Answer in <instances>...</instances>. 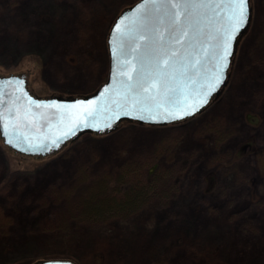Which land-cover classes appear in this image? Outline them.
<instances>
[{
	"label": "rangeland",
	"instance_id": "rangeland-1",
	"mask_svg": "<svg viewBox=\"0 0 264 264\" xmlns=\"http://www.w3.org/2000/svg\"><path fill=\"white\" fill-rule=\"evenodd\" d=\"M45 1L49 6L50 0H17L15 14L28 16L46 8ZM51 1L73 12L67 17L71 26L62 21L64 29L54 37L47 32L54 19L18 24L0 12V43L15 41L19 52L36 44L47 49L42 64L6 61L0 75L26 73L29 89L42 98L91 94L107 77L106 28L119 0ZM250 6V24L223 93L195 117L168 127L125 125L43 159L14 154L0 140L7 151L0 153V264L43 257L98 264L93 252L100 249L120 255L106 264H209L203 251L210 247L218 248L220 264H264V0H250ZM216 121L214 135L207 126ZM162 139L167 141L156 156L167 171L164 183L138 211L91 221L80 217L85 191L84 213L101 208L88 204L87 175L151 155ZM246 140L259 155L238 154ZM208 175H214L212 182ZM125 202L131 205V198Z\"/></svg>",
	"mask_w": 264,
	"mask_h": 264
},
{
	"label": "water",
	"instance_id": "water-1",
	"mask_svg": "<svg viewBox=\"0 0 264 264\" xmlns=\"http://www.w3.org/2000/svg\"><path fill=\"white\" fill-rule=\"evenodd\" d=\"M247 15V25L232 34L229 0L136 1L121 10L109 28L108 73L105 82L93 93L42 98L29 89L26 73L0 75L2 144L19 156L43 159L57 154L84 134L108 135L122 122L166 126L195 117L220 95L227 83L237 44L250 24V0ZM230 34L231 55L226 61L221 60L222 45ZM161 46L166 55H158ZM172 52L176 55L172 56ZM162 59H168V64H162ZM224 64L227 66L219 71ZM125 72L131 76L130 80L123 75ZM153 81L157 82V88L143 93L139 85L147 87ZM137 95L155 97L143 101L150 111L141 112L138 111L141 105L133 106ZM171 97L176 102H169ZM204 97L206 102L200 105ZM197 106L198 110L189 115L181 112ZM85 107L92 111L91 116L84 113ZM178 112L181 113L178 118L169 115ZM141 116L145 119H140ZM108 124L111 126L106 127ZM32 264L76 263L54 258Z\"/></svg>",
	"mask_w": 264,
	"mask_h": 264
},
{
	"label": "trees",
	"instance_id": "trees-1",
	"mask_svg": "<svg viewBox=\"0 0 264 264\" xmlns=\"http://www.w3.org/2000/svg\"><path fill=\"white\" fill-rule=\"evenodd\" d=\"M16 1L17 0H0V12L9 14V16H11V19L17 21L18 24L21 23L27 24L28 20H30L31 22L48 23L49 20L52 21L54 19L53 23L49 25V28H47L48 36L51 35V37L55 36L54 32L56 30H57V34L60 35L61 32L60 29H64L60 27L62 21L64 22L63 27H66L67 24L71 26V24L68 22L67 17L72 16L73 12L69 13L68 11V13H65L64 9L62 8L57 9L55 7L54 1L52 2L50 0L49 6H48V1H45L47 2L46 8H40V9L35 8V10L28 13L29 14L28 16L26 14H20L19 16H16L15 13H17V11L14 10ZM80 1L83 4H86L87 0H80ZM136 1L138 0H119L117 9L111 16L112 17L111 20L108 21L106 32H108L112 22L114 21L116 16L120 13V11L127 6L133 5ZM52 9L54 11H52ZM53 13L55 14V18L52 17ZM98 16L100 15L98 14L95 17ZM99 19L103 21L104 17ZM14 42L15 41H11L10 39H8V40H3L0 43V66H3V64L6 63V61L10 63L14 62L16 63V66L17 65L22 66V64L28 61L33 63L35 67L38 66L39 63L42 64L45 56L47 55L46 53L47 49H45L43 46L41 47L38 44H36L31 47L32 49L19 52L18 47L20 46H18ZM222 93L215 100H217L222 95ZM73 97H77V96H73ZM180 123L182 122L174 123L171 125H176ZM125 125H133L137 127H148V128L164 127V126L141 125L135 122H122L114 132L108 135H103V137L116 133ZM171 125H167L166 127ZM207 128L208 131L214 132V135L220 129L218 127L217 121L214 122L213 124L210 123L207 126ZM87 136L90 137L95 135L84 134L76 141L69 143L64 149H67L69 146L79 142V140ZM166 141L167 140L162 139V141L158 142L157 145L155 146L153 154L151 155L146 154V155L138 156L134 160L132 161L127 160L124 163H120L116 165V167L114 168L107 167L105 168L106 170L96 173L93 178L92 175L91 176L87 175L85 181H87L88 179L91 181L90 183H88L90 185L89 189L91 191L90 201L88 204H90L93 207L94 206L96 207V205H100L101 208L94 209L89 213L88 212L84 213V210H86L85 195L87 194V192L85 191L80 204L82 209L80 217H82L84 220H89V221L104 219L107 217H119L120 215L125 214L127 212L130 214L133 211L142 207L149 192L151 191L154 192V188L159 183L160 184L164 183L163 178L166 176L167 171L166 168L164 169V167H160L158 165V159L156 154L158 155L157 151L161 150V147L166 143ZM173 142H176V140H174ZM238 151H239L238 154L244 152L254 156L260 154L259 150H257V148L254 146V143L248 140L238 145ZM1 152L2 154L7 153L6 148H4V146L0 143V153ZM147 166H148V171H145L147 169ZM141 167L143 169L140 171ZM206 178L208 179L209 182H212L213 181L212 178H214V175H208ZM204 182L206 183L207 181L204 180ZM109 186H114L116 188L111 189V187ZM106 195L110 196V198L107 197ZM130 198L132 201L131 205L126 204L125 201L126 200L129 201ZM107 199L114 200L115 205L114 203L110 204V202H107L108 201ZM203 255L207 259V262L209 264L222 263L220 261L221 258H219V250L217 247H210L205 249L203 251ZM118 256H120L119 253L115 251L106 252L100 249L93 252V258L98 262V264H106L109 260L116 261ZM43 258L49 259L46 257ZM58 258H63V257H58ZM65 258H70V259L72 258L73 260L76 261L77 264H82L79 259L77 260V258H73V257H65ZM210 260H213V262H210ZM32 262L33 261H27V262L15 261V262H11V264H30Z\"/></svg>",
	"mask_w": 264,
	"mask_h": 264
},
{
	"label": "snow or ice",
	"instance_id": "snow-or-ice-1",
	"mask_svg": "<svg viewBox=\"0 0 264 264\" xmlns=\"http://www.w3.org/2000/svg\"><path fill=\"white\" fill-rule=\"evenodd\" d=\"M248 3H249V0H229V5H230V9H231V17L230 19L233 21L232 23V34H235L236 32H238L242 27H245L247 25V22H248V15H247V8H248ZM232 39V35L230 34L229 36H227V38L225 39L222 47H223V53L220 57L221 60H227V57L231 55V53L228 51V41ZM158 55H166V49L161 46L159 51H158ZM172 56H175L176 53L175 52H172L171 53ZM168 59H162L161 60V63L162 64H168ZM227 65L224 64L222 66L221 69H219V71L222 72L223 70V67H226ZM123 75H128L127 72L123 73ZM128 78L129 80L131 79V76L128 75ZM217 80H219V76H217ZM140 89L142 90L143 93H149L150 92V89H155L157 88V82L153 81L151 84H149L147 87H145L143 84H140L139 85ZM129 91H131V87L129 86ZM173 93H175V89H172L171 90ZM148 99H152L154 100L155 97L154 96H144V97H140L139 95H137L136 97L133 98V106L135 107L136 105H141L139 108H138V111H150V109H147L144 104H143V101L145 100H148ZM169 102H176L174 97H171L169 98ZM206 102V97L202 98L199 102L200 105H202L203 103ZM194 110H198V106L197 108H193L191 110H188V111H185V110H181V112L184 114V115H189L191 114V111H194ZM84 113L87 115V116H91L92 115V111L88 108V107H85L84 108ZM128 114V113H126ZM180 112L178 113H170L169 115L171 116H175V117H179L180 116ZM140 119H145V117L141 116L139 117ZM152 119H155V117H152ZM87 126V125H85ZM111 125L108 124L106 125V127H110ZM70 131H73V130H70ZM67 135V134H66ZM54 144L56 143L55 141L53 142Z\"/></svg>",
	"mask_w": 264,
	"mask_h": 264
}]
</instances>
